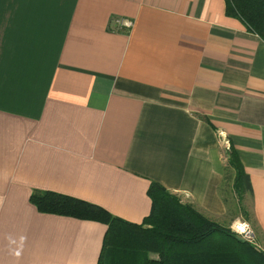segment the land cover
Returning <instances> with one entry per match:
<instances>
[{
  "label": "crops",
  "instance_id": "obj_1",
  "mask_svg": "<svg viewBox=\"0 0 264 264\" xmlns=\"http://www.w3.org/2000/svg\"><path fill=\"white\" fill-rule=\"evenodd\" d=\"M152 181L264 252V40L224 0H0V264H98L106 225L32 193L139 223Z\"/></svg>",
  "mask_w": 264,
  "mask_h": 264
},
{
  "label": "trees",
  "instance_id": "obj_2",
  "mask_svg": "<svg viewBox=\"0 0 264 264\" xmlns=\"http://www.w3.org/2000/svg\"><path fill=\"white\" fill-rule=\"evenodd\" d=\"M225 13L244 21L248 30L264 40V0H224ZM228 164L234 168L233 188L240 195L251 191L248 175L229 143ZM149 213L135 223L112 216L98 204L55 191L32 193L38 211L106 225L98 264H264V252L239 240L220 225L184 203L158 182L147 189ZM155 254L150 256V254Z\"/></svg>",
  "mask_w": 264,
  "mask_h": 264
},
{
  "label": "built area",
  "instance_id": "obj_3",
  "mask_svg": "<svg viewBox=\"0 0 264 264\" xmlns=\"http://www.w3.org/2000/svg\"><path fill=\"white\" fill-rule=\"evenodd\" d=\"M115 23L118 26V28H130L132 25V21L129 19L125 20H116ZM221 137V142L225 149L228 150L229 148V139L226 137V135L223 134L222 131L219 132ZM231 231L235 233L236 236L241 237L243 240H247L252 243L253 241V231L250 225L242 220H235L231 224Z\"/></svg>",
  "mask_w": 264,
  "mask_h": 264
},
{
  "label": "rangeland",
  "instance_id": "obj_4",
  "mask_svg": "<svg viewBox=\"0 0 264 264\" xmlns=\"http://www.w3.org/2000/svg\"><path fill=\"white\" fill-rule=\"evenodd\" d=\"M176 195L177 196H179L180 197V200H182L184 203H186V202H189L188 200H186V198L184 197V198H182L183 196L182 195H179L178 193H176ZM155 254H150V256H154Z\"/></svg>",
  "mask_w": 264,
  "mask_h": 264
},
{
  "label": "water",
  "instance_id": "obj_5",
  "mask_svg": "<svg viewBox=\"0 0 264 264\" xmlns=\"http://www.w3.org/2000/svg\"><path fill=\"white\" fill-rule=\"evenodd\" d=\"M238 238H239V240L243 241V239L241 237H238Z\"/></svg>",
  "mask_w": 264,
  "mask_h": 264
}]
</instances>
